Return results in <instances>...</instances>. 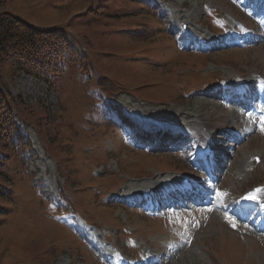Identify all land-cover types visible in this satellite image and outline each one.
I'll list each match as a JSON object with an SVG mask.
<instances>
[{
    "label": "rangeland",
    "instance_id": "374dc122",
    "mask_svg": "<svg viewBox=\"0 0 264 264\" xmlns=\"http://www.w3.org/2000/svg\"><path fill=\"white\" fill-rule=\"evenodd\" d=\"M162 2L165 8L148 6L147 10L143 0H0V13H10L41 29L62 28L67 36L57 30L56 35L68 37V41L76 36L77 55L86 56L83 62L73 58V73L59 70L55 77L42 73L53 83L60 82L54 87L57 95L46 83L27 76L12 63L0 65V88L5 87L11 97L23 102L13 123L12 134L17 135L11 138V134L0 132L2 144L6 145L0 147V264H104L99 256L92 257L95 251L87 249L88 240L81 239L82 234L75 235L63 226L65 221L56 220V214H63L67 205L103 230L97 232H102L111 245L130 254L138 251L139 246L162 249L165 239L171 238L165 231L159 232L158 222L116 208V204H105L100 198L107 193L102 189L107 187V179L123 184L122 187L138 186L146 181L142 178L155 173L185 170V161L172 154H159L165 153L162 151L145 154L124 146L117 152L109 150L110 140L101 136L109 134L119 142V134L111 124H100L96 130L87 122L95 117L90 113L91 106H87L91 104V90L99 86L122 109L126 104L150 122L154 119L180 125L179 121L184 123L196 111L222 133L226 112L216 107L215 100L203 97L208 96L203 88L209 79L218 76L211 71V65L227 66L220 69L232 67L243 74L252 69L264 73V46L204 57L179 53L175 43L180 40L173 23L170 25L171 18H178V13L192 14L191 20L178 22L192 21L203 27L209 20L202 6L218 11V2L238 13L223 0ZM61 43L69 50L67 43ZM69 52L76 56L73 48ZM207 71L209 79L202 78ZM85 72L88 82L83 77ZM92 81L94 86L90 85ZM194 84L196 87H192ZM115 108L119 111L118 106ZM120 122L128 125L127 120ZM232 124L235 125L232 122L229 126ZM16 125L32 138L31 148L25 147L28 138L18 136ZM241 150L247 155L264 151V136L250 138L240 146L230 158L233 169L235 161L241 159ZM248 167L252 169H244L247 176L233 175L231 181L228 176L223 183L224 187L230 185L233 196L264 184V163L254 167L249 158ZM97 173L101 176L95 177ZM95 182L99 184L96 189ZM50 198L59 205L63 198L65 202L67 199L68 204L59 210L51 209L47 201ZM230 200L226 196L223 206ZM203 215L198 213L200 218ZM231 224L236 225L237 221L217 215L202 228V237L190 248L183 247L163 264H264V240L252 229L246 232Z\"/></svg>",
    "mask_w": 264,
    "mask_h": 264
},
{
    "label": "trees",
    "instance_id": "16d2710c",
    "mask_svg": "<svg viewBox=\"0 0 264 264\" xmlns=\"http://www.w3.org/2000/svg\"><path fill=\"white\" fill-rule=\"evenodd\" d=\"M61 42L67 43L64 37L56 35L55 29L40 30L10 13H0V65L3 62H10L26 74L40 75L42 70L46 72L51 70L55 74L63 66L71 67L75 57L69 52L72 51V47L67 44L68 50ZM22 105L0 88L1 133L11 134V138L14 134L17 135L16 132L12 134L13 111L21 113L19 107ZM5 146L0 137V147L5 148ZM25 147L29 149L28 143Z\"/></svg>",
    "mask_w": 264,
    "mask_h": 264
},
{
    "label": "bare ground",
    "instance_id": "6f19581e",
    "mask_svg": "<svg viewBox=\"0 0 264 264\" xmlns=\"http://www.w3.org/2000/svg\"><path fill=\"white\" fill-rule=\"evenodd\" d=\"M184 115H185V113H184ZM183 117H185V116H183ZM190 117V116H189ZM194 117V116H193ZM227 119L229 120H233V119H235V117H233V116H230V117H227ZM201 125H203V126H205L206 125V123L204 122V121H202V123H201ZM262 153H264V151H262L261 152V154ZM242 156H240V160L238 161V160H236L235 161V168L234 169H232L231 171H230V176L232 175V177H233V175L234 176H238V177H240V176H242V175H244V173L245 172H243L242 171V169L245 167V163H244V161H245V159H247L246 157H245V152H242V154H241ZM263 159H262V161H261V165H263ZM238 163V164H237ZM232 179H231V177H230V181H231ZM230 185H227V188L228 189H230V187H229ZM123 198V197H122Z\"/></svg>",
    "mask_w": 264,
    "mask_h": 264
},
{
    "label": "snow or ice",
    "instance_id": "6c2138e0",
    "mask_svg": "<svg viewBox=\"0 0 264 264\" xmlns=\"http://www.w3.org/2000/svg\"><path fill=\"white\" fill-rule=\"evenodd\" d=\"M204 155H205V156H207V155H208V153H204ZM218 195H219V193H218Z\"/></svg>",
    "mask_w": 264,
    "mask_h": 264
}]
</instances>
